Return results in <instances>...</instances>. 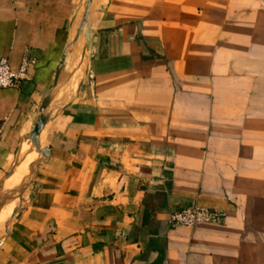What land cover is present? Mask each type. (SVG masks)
<instances>
[{
	"label": "crops",
	"instance_id": "obj_1",
	"mask_svg": "<svg viewBox=\"0 0 264 264\" xmlns=\"http://www.w3.org/2000/svg\"><path fill=\"white\" fill-rule=\"evenodd\" d=\"M80 1L0 0V59L28 58L0 87V189L31 175L0 264H264V0H91L72 93ZM192 204L224 221L168 223Z\"/></svg>",
	"mask_w": 264,
	"mask_h": 264
},
{
	"label": "built area",
	"instance_id": "obj_2",
	"mask_svg": "<svg viewBox=\"0 0 264 264\" xmlns=\"http://www.w3.org/2000/svg\"><path fill=\"white\" fill-rule=\"evenodd\" d=\"M27 55L24 56L18 70L13 71L8 59H0V87H17L25 79L27 74ZM225 213L217 208H210L192 204L171 212L168 216V223L174 226L194 227L200 224H221L224 221Z\"/></svg>",
	"mask_w": 264,
	"mask_h": 264
},
{
	"label": "rangeland",
	"instance_id": "obj_3",
	"mask_svg": "<svg viewBox=\"0 0 264 264\" xmlns=\"http://www.w3.org/2000/svg\"><path fill=\"white\" fill-rule=\"evenodd\" d=\"M81 1L83 3V6H84L85 0H81ZM76 6H77V2H76ZM84 29H86V26L82 29V31L80 33V42H83L85 44L84 45L85 50L82 52H79L80 44L77 47L74 45H71L69 57H68V61H67L68 65H69L68 68H69L70 77H69V79L65 85L66 86L65 89L66 88H67V90L69 89L70 92H72V93L73 92L75 93L78 89L79 82L82 79L83 69L85 68L86 65H88V60H89V56H90V54L88 53L89 44L87 43V41L84 37V33H83ZM69 99H72V98H69ZM17 153H18V149L16 148L14 151V158L12 159L13 160L12 163L6 169H4L2 173L0 172V184H1L2 179L11 172L13 166L17 163ZM36 161H38V160H36ZM32 169H33V165H32V168L30 170V173H32ZM27 180H28V178L25 180V182H23L18 187L24 185V183H26ZM24 191L22 190L20 192V191L12 190V191L8 192V191H3L2 189H0V198L6 194L10 195V197H16L17 201H16V206L14 208V212H15L21 204V198L25 197ZM12 214L13 213H11V215L9 216L7 221L2 226H0V238L5 233V225H8L11 222L12 217L14 215V214L13 215Z\"/></svg>",
	"mask_w": 264,
	"mask_h": 264
},
{
	"label": "water",
	"instance_id": "obj_4",
	"mask_svg": "<svg viewBox=\"0 0 264 264\" xmlns=\"http://www.w3.org/2000/svg\"><path fill=\"white\" fill-rule=\"evenodd\" d=\"M90 2H91V0H85V9H84V13H83V18H82L81 23H80L78 30H77V38L85 26L86 19L88 17V13H89V9H90ZM84 37H85L86 41L88 42L90 39V36H89V32L87 29L84 30ZM47 103H48V100H47V98H45L39 107V115L36 119V122H35L32 130H31V132H30V135H29L31 143L35 146L36 151H38L42 155V157H44L45 159L48 158V156L50 154V149L48 147L47 148H41L40 147L39 135H40V132L42 131V128H43V126L46 122V119H47L46 115L44 114V110L47 106ZM36 164H37V161L35 162L34 165H36ZM30 178H31V175H30V177H28L27 183L30 181L29 180ZM27 183H25L24 185H22L20 187H17L14 191L24 190ZM9 197H10V195H5L0 200V208L2 207V204L4 203V201Z\"/></svg>",
	"mask_w": 264,
	"mask_h": 264
}]
</instances>
